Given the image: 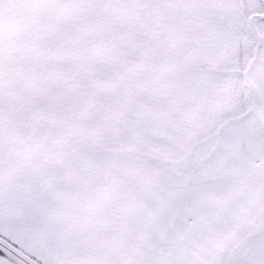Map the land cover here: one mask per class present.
Wrapping results in <instances>:
<instances>
[{
	"label": "snow or ice",
	"instance_id": "1",
	"mask_svg": "<svg viewBox=\"0 0 264 264\" xmlns=\"http://www.w3.org/2000/svg\"><path fill=\"white\" fill-rule=\"evenodd\" d=\"M0 264H264V0H0Z\"/></svg>",
	"mask_w": 264,
	"mask_h": 264
}]
</instances>
